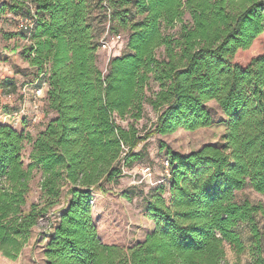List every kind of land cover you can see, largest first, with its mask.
Here are the masks:
<instances>
[{"label":"trees","instance_id":"obj_1","mask_svg":"<svg viewBox=\"0 0 264 264\" xmlns=\"http://www.w3.org/2000/svg\"><path fill=\"white\" fill-rule=\"evenodd\" d=\"M30 4L37 21L22 56L37 70L31 81L47 71L50 88L46 121L35 135L0 121L2 255L18 259L33 229L59 206L42 233L43 264H264L257 220L264 204L236 200L247 186L264 196V50L238 58L264 42V0H9L0 15H28ZM95 10L105 12L110 33L115 20L129 25L127 50L110 59L106 72L97 59L107 27L100 32ZM178 22V37L164 32ZM24 84L13 75L0 78L3 113L16 111L19 101L5 104L1 96ZM212 100L224 114L218 122L207 105ZM146 103L158 111L146 133L117 121L141 119ZM203 127L223 129L222 143L187 154L163 143L171 175L146 196L154 228L128 249L103 242L94 193L117 184L123 168L143 164L150 137ZM37 174L40 196L29 203ZM244 229L252 259L232 263L228 249L237 257L246 250Z\"/></svg>","mask_w":264,"mask_h":264},{"label":"rangeland","instance_id":"obj_2","mask_svg":"<svg viewBox=\"0 0 264 264\" xmlns=\"http://www.w3.org/2000/svg\"><path fill=\"white\" fill-rule=\"evenodd\" d=\"M3 1L9 2V0H0V5ZM99 0H95L97 3ZM125 8V6H124ZM120 10V8H119ZM101 13V17L97 20V27L100 32L103 28L106 31L109 29V23L105 16V12L95 10V14ZM19 14H15L6 9L0 15V78L6 75H13L18 84H24L27 81H31L37 73L35 68H32L28 61L22 56V51L25 47L30 45V41L27 37L20 32L17 27V19ZM129 17V14H128ZM138 18V17H136ZM190 16L187 14L184 17V22H189ZM117 30L116 33H120L123 37L122 41L116 42L111 50H98V66L106 72L108 63L112 57L121 55L126 51L128 26L119 24L118 20L112 22ZM181 23H176L171 29H164V32H169L178 37L180 32ZM106 33V32H105ZM264 50V42H256L253 48L249 52H243L239 55V59L246 61L252 54L261 52ZM157 56L164 54V47L157 49ZM154 90H158L159 87L156 83L152 82ZM208 107L212 113L215 122L224 119V114L220 110L217 102L212 100L208 102ZM143 117L139 120H133L129 117L126 119H117V121L125 128L129 129L131 125L138 129V135L146 133L153 128L158 116V111L146 103L144 105ZM19 108V104H18ZM40 110L45 113V106H40ZM4 113L0 108V121H9L4 118ZM33 112L26 119L27 123L34 128L35 131L41 129L46 121L45 117H42L37 122H31ZM223 129L217 127H203L194 131H188L185 129H177L169 134H156L150 137L146 141L147 154L142 160L143 164L136 165L132 170L125 168V175L120 178L117 184L109 185L106 187V191H96L93 199V217L98 228V234L101 240L109 244H118L126 249L130 246L145 238L148 231L154 228V222L149 218L146 212L147 198L146 196L153 187L151 184L139 182V167L141 165L149 164L155 169L156 175L160 176L162 163L168 159L167 147L175 151L187 154L193 150L201 148L208 143H222ZM163 143L167 146H163ZM143 143L135 148V151L141 149ZM31 148L27 145L25 149V162H28V154ZM40 175L37 174L31 181V192L29 194V203L36 202L40 196L39 189ZM249 199L254 203L264 204V196L256 192L251 186H247L242 190L236 192V200L242 201ZM57 209V210H56ZM57 206L52 210L44 219H42L39 225L36 227L32 241L28 244L18 259L12 260L2 255L0 252V264H41L42 263V238L40 234L49 230L52 223L58 216ZM258 225L264 236V211H261L257 215ZM244 240L246 243V250L243 254L237 257V255L228 249L227 260L235 262L239 259L241 262H248L252 259V239L248 229L243 230Z\"/></svg>","mask_w":264,"mask_h":264},{"label":"built area","instance_id":"obj_3","mask_svg":"<svg viewBox=\"0 0 264 264\" xmlns=\"http://www.w3.org/2000/svg\"><path fill=\"white\" fill-rule=\"evenodd\" d=\"M31 12L28 15L19 16L17 19V27L20 31L24 32L27 40L30 41L31 35L35 29L37 17L34 7L30 4ZM123 37L120 33L111 35L110 30L108 29L106 33L101 38L100 49L111 50L114 43L122 41ZM49 73L47 71L42 72L37 76L33 81L25 83L22 85L18 93H5L1 96V99L5 104H14L19 101V108L12 113H4V118H14L20 122H24L30 112H33L31 117V122H37L41 116L45 117V113L40 110V106L44 105L46 102V97L48 90L50 88L49 84ZM20 95V99H18ZM124 172L125 171V168ZM140 177L138 180L140 183L146 182L152 186L158 185L166 181L167 178L171 175V164L169 159L165 160L162 163L160 176L156 175L155 169L149 165H141L139 168ZM129 171V170H128Z\"/></svg>","mask_w":264,"mask_h":264},{"label":"crops","instance_id":"obj_4","mask_svg":"<svg viewBox=\"0 0 264 264\" xmlns=\"http://www.w3.org/2000/svg\"><path fill=\"white\" fill-rule=\"evenodd\" d=\"M0 93H1V90H0ZM3 122V121H2ZM5 122V121H4ZM6 123H9V124H11L15 129H17V130H23V129H26V130H28V131H30L32 134H36V133H38V131H40L42 128H43V126L41 127V129L40 130H38V131H35L34 130V128L30 125V123H24V122H20V121H18V120H16V119H14V118H11L9 121H7ZM35 230H36V227L33 229V235H34V232H35ZM149 232V231H148ZM147 232V233H148ZM33 235H32V237H31V239H30V241L28 242V244H30V242L32 241V238H33ZM40 236L41 237H43V235L42 234H40ZM144 239V238H143ZM142 239V240H143ZM140 241V240H139ZM42 242H44V244L42 245V248H41V250H42V254H43V250H44V247H45V245H46V242H47V239H45L44 237L42 238ZM27 244V245H28ZM26 245V246H27ZM25 246V247H26ZM24 250V249H23ZM23 252V251H22ZM22 254V253H21ZM43 256V258H42V263L41 264H43L44 263V254L42 255Z\"/></svg>","mask_w":264,"mask_h":264}]
</instances>
